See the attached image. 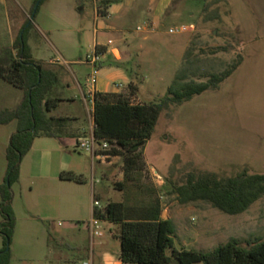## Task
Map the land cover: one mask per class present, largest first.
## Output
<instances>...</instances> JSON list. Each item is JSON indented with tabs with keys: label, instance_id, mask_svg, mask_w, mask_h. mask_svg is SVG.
Here are the masks:
<instances>
[{
	"label": "rangeland",
	"instance_id": "obj_1",
	"mask_svg": "<svg viewBox=\"0 0 264 264\" xmlns=\"http://www.w3.org/2000/svg\"><path fill=\"white\" fill-rule=\"evenodd\" d=\"M68 13L73 22L71 26L58 21ZM144 19L129 22L124 35H111V39L127 37L143 49V55L140 58L135 55L133 60L120 66L108 58L118 71L107 74L103 70L96 74V78L101 76L107 80L109 88L128 92L130 81L135 72L138 73L135 63L141 64L142 72L136 75V84H142V89L140 94L137 91L133 103L160 101L176 73L182 69L186 70L189 79L206 81L212 73L225 71L241 58L238 68L218 90L207 91L160 114L151 139L143 147L145 169L137 175L141 185L129 183L124 190L144 202L156 195L163 209L175 214L179 225L175 224L172 238L179 249L178 244L188 237V233L200 230L199 216H213L220 225L223 215H234L225 214L204 201L178 204L175 195L169 193L171 182L180 181L191 171L223 176L234 175L243 169L249 173H264V0H172L166 15L158 20L155 31L147 35L144 30H137V27L144 28ZM93 20L94 5L90 0H0V55L9 49L17 56L14 46L20 30L30 24L27 39L32 43L36 57L56 59L59 58L57 52L61 51L76 52L84 57L92 45ZM181 25L187 26L188 31L169 33V29ZM82 27H89L90 33H82L79 30ZM71 68L73 66L69 64L55 69L58 73L55 89L64 95H76V103L62 102L48 115L67 118L66 130L77 133L86 129V137L92 122L91 104L88 100L82 103L69 71ZM91 74L84 72L78 79L80 84L87 85ZM22 97L20 89L0 79V110L15 108ZM71 115L75 117L70 118ZM16 125V121H12L0 126V174L6 167L5 147L9 134L15 131ZM69 138L75 144L74 137ZM70 153L73 163L80 167L83 178L92 186L94 196H100L101 207L110 201H123V192L115 187L123 180L121 157L110 156L104 161L74 148ZM148 189L155 190V195ZM11 191L16 193L17 205H21L18 185ZM36 197V191L25 194V199ZM18 217L20 222L9 246L10 264L90 263L93 253L90 245L83 246L77 241L79 249L73 251L62 246V241L56 237L26 233L22 221L24 213ZM43 224L47 228L52 223ZM65 225L62 218L54 222L56 230ZM231 225L230 232H217L206 251H212L232 238L242 246L255 239H264V194L242 214L241 221ZM107 226L101 223L104 236L93 237L95 244L101 243L94 247L95 257L108 248L106 240L111 245L108 250L118 255L119 242L111 239ZM57 244L61 246L56 255H50L49 246ZM3 247L0 235V250Z\"/></svg>",
	"mask_w": 264,
	"mask_h": 264
},
{
	"label": "trees",
	"instance_id": "obj_2",
	"mask_svg": "<svg viewBox=\"0 0 264 264\" xmlns=\"http://www.w3.org/2000/svg\"><path fill=\"white\" fill-rule=\"evenodd\" d=\"M104 9L105 6L98 7V14L104 15ZM29 28L30 24L20 30L14 46L17 56L9 49L0 55V79L23 92L15 108L0 110V126L12 121L17 123L6 147V173L0 185V235L4 244L0 264H10L9 246L15 227L11 188L18 181L20 163L37 137H59L66 130L67 118L48 115L61 101L51 96L56 73L31 56L27 44ZM95 51L104 52L98 47ZM240 63L241 58L225 71L212 73L206 81L200 82L189 79L182 69L158 102L133 103L138 91L133 83H129L125 93L93 94L92 135L97 143L109 146L100 153L122 158L123 180L115 187L124 196L121 202H108L103 209L95 208L93 217L119 225V257L123 264H264V239L242 246L233 238L210 252L176 249L172 238L175 227L171 220L161 219L162 204L155 190L148 189L155 195L149 202L136 199L132 192H124L129 183L140 184L137 175L145 169L143 147L151 139L160 114L207 91L218 90ZM59 177L63 181L82 182V177L72 172L62 171ZM170 185L169 193L175 195L180 205L204 201L225 214L238 215L264 194V173H249L243 169L223 176L191 171Z\"/></svg>",
	"mask_w": 264,
	"mask_h": 264
},
{
	"label": "crops",
	"instance_id": "obj_3",
	"mask_svg": "<svg viewBox=\"0 0 264 264\" xmlns=\"http://www.w3.org/2000/svg\"><path fill=\"white\" fill-rule=\"evenodd\" d=\"M90 1L94 5V20L91 30L93 39L91 48L85 53L84 57H81L76 52L68 53L67 51H61V53L57 52L60 61L59 58L36 57L34 55L33 45L29 42V39H27L31 56L33 59L44 63L45 67H48L47 69L55 71V69L60 66L62 67V65L70 64L73 66L69 71L78 87L81 101L84 104L88 100V92L90 88L88 84H80L78 79L81 78V75L84 72L87 71L88 74H91L94 69L92 65L86 62V57L93 52L96 47L101 48V51H104V55L101 57L97 65V73L104 70L107 74H110L112 70L118 71V68H113V64L108 58H111L116 63V66L130 62L135 55L140 58L143 55V49L140 46L129 41L127 37L111 39V35H124L128 23L133 19L142 17L145 18V30L143 32L146 35L153 33L158 20L166 15L169 6L172 3V0H111L110 3H107L109 0ZM101 6H105V9L103 10L104 15L98 14L97 12V8ZM69 16L71 15L68 13L67 16H63L62 19L58 21L64 25L71 26V23L73 24V22L70 21L72 18ZM103 19H107L108 21H103ZM78 26L79 24H76V27ZM79 30L84 34L90 33L89 27H82L81 29L79 28ZM105 37H107L106 41H104ZM143 40H146V37H144ZM135 64V71L141 73L142 65L138 63ZM55 73L56 81L51 90V96L60 98L61 101L59 104L62 102H68L70 104L76 103V95H64L59 89H55V86L58 84V73L56 71ZM138 73L135 72L134 79L131 80L130 83L137 85L136 75ZM145 78L147 77L145 76ZM137 87L138 94H140L142 84L137 85ZM96 92L115 94L125 93L120 92L117 88H109L107 80L101 76L96 78L94 93ZM20 101L21 100L18 101L17 105ZM69 117L74 118L75 116L71 115ZM91 121L92 122L88 128L89 134L93 127V120L91 119ZM86 131V129H82L75 133L65 130L64 134L59 137L39 136L34 140L32 148L23 157L20 163L19 178L14 184L19 187V199H21V205H17L16 193L12 191V209L15 216L14 233H16L15 230L18 227V222H20V217L18 216L21 213H24L25 217L22 221H24L23 230L26 233L38 232L49 236V238L56 237L62 241V246L73 251L79 249V244L81 242L83 243V246L90 245L93 253L91 254L92 256H90L89 264H123L119 257L120 249L116 253L118 255L111 253L108 250L111 245L107 240L106 243L109 244L108 248L100 251L99 256L95 257L94 247L95 245L100 246L101 243L98 242L95 244L93 242V237L96 235L101 237L104 236V233L101 232V223L108 225L107 227L111 239L119 242L120 245V240L118 238L119 225L94 219V209L104 208L101 207L100 196H94L92 186H89L83 178V171H81L80 167L72 161L73 155H71L70 149L74 148L75 150L80 151L77 148V141L85 136ZM14 132L15 131H12L9 134V139ZM71 136L74 137L75 144L72 143L71 138H69ZM62 171L72 172L75 175L81 176L82 182L77 183L61 180L59 176ZM5 173L6 167L4 172L0 174V185L3 182ZM34 186H36V189ZM34 191H36V198L25 199L26 193H33ZM94 199L99 202L98 207L93 206ZM242 214L243 213L234 216L223 215V220L220 225L213 216H199L198 225L200 230L197 229L195 232L188 233V237L178 244L179 249L184 248L201 252H210L206 251L205 248L209 246L217 232H230L232 230L231 223L241 221ZM160 217L163 220H171L174 227L176 223L179 225V221L176 219L175 214L167 209H163V207ZM57 218H62L63 222L66 223L61 230L55 229L54 222ZM44 222L52 224L48 225L46 228L43 224ZM77 241H80V243ZM59 246L61 245L57 244V246H49L48 249L50 255H56ZM175 248L178 249L177 247Z\"/></svg>",
	"mask_w": 264,
	"mask_h": 264
},
{
	"label": "built area",
	"instance_id": "obj_4",
	"mask_svg": "<svg viewBox=\"0 0 264 264\" xmlns=\"http://www.w3.org/2000/svg\"><path fill=\"white\" fill-rule=\"evenodd\" d=\"M137 30H145L144 28H140L137 27ZM188 31V27L185 25H181L175 29H169V33H184ZM104 55V52H96L95 50L93 52H91L87 57H86V62L90 65L93 66V72L90 76V80H89V92H88V101L89 103L92 105V98H93V94H94V85L96 83V74H97V65L101 59V57ZM77 148L80 151L89 153L92 155L93 158L95 159H101L104 161H108L109 157L108 155H104L100 152H104L106 150H108V145L106 143H102L99 144L95 141L93 135H92V131L91 133L83 138H80L77 141ZM109 163V162H108ZM93 206L94 207H98L99 206V202L97 200H93Z\"/></svg>",
	"mask_w": 264,
	"mask_h": 264
}]
</instances>
